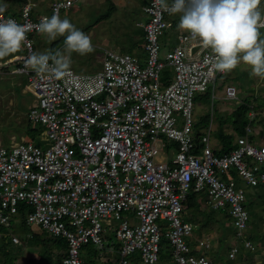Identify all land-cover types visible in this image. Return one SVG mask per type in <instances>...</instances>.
<instances>
[{"label":"built area","instance_id":"obj_1","mask_svg":"<svg viewBox=\"0 0 264 264\" xmlns=\"http://www.w3.org/2000/svg\"><path fill=\"white\" fill-rule=\"evenodd\" d=\"M74 3L52 0L49 13L36 17L37 1L25 0L19 15L6 10L3 19L34 26ZM144 13L147 20L137 26L145 33V59L105 50L99 71L71 69L70 78L49 81L25 68V59L36 51L33 27L23 53L6 63L15 65L10 73L27 76L40 102L29 108L28 120L41 125L49 141L0 143V225L9 228L20 206L29 207L28 224L66 239L61 264H85L83 246L104 249L106 232L120 242L114 264H160L164 236L172 264H214L190 244L196 225L183 213L192 191L205 193L213 210L228 211L238 239L248 251L256 250L245 239L250 224L245 187L264 188V142L251 139L260 132L250 122L224 154L213 148L212 118L196 135V95L219 89L226 73L209 72L204 61L211 50L187 32L179 33L177 45L162 57L160 39L173 23L154 0H148ZM167 69L172 74L165 80ZM238 93L236 86H224L226 99L237 100L236 105ZM168 142L177 147L166 161L159 156ZM197 247L212 246L197 240ZM238 252L239 244L229 257Z\"/></svg>","mask_w":264,"mask_h":264},{"label":"rangeland","instance_id":"obj_2","mask_svg":"<svg viewBox=\"0 0 264 264\" xmlns=\"http://www.w3.org/2000/svg\"><path fill=\"white\" fill-rule=\"evenodd\" d=\"M74 5L69 8L66 11H63L60 15V17L68 18L70 22H72L75 27L81 31H83L85 34L89 35L91 37L92 45L94 48V51L92 53L87 54L89 58L93 57V61L95 64L98 62L99 59L96 57L99 56L100 58H103L104 50L107 48L106 46H113L112 50L114 49L116 52L119 53H128L131 54L132 51H130L127 38L120 37L122 34L120 31V25L124 24V22L114 23L112 20L102 18V15H104L107 11V8H104V6L101 5H95L94 3H87L84 0H78L74 1ZM1 4H5L2 1H0ZM20 6V5H18ZM38 12L42 11V8L40 4L36 8ZM44 11V10H43ZM46 14L49 12L44 11ZM100 18V19H99ZM107 18H110L109 16ZM103 19V20H102ZM105 19V20H104ZM126 24L129 25V22L126 21ZM126 31V30H125ZM124 31V32H125ZM121 33V34H119ZM32 39L34 41L35 49L38 52H44L47 49H51L52 41H49L46 37L40 35L39 33L32 35ZM63 37H61V41L58 42L55 49H62L63 48ZM163 40L165 43L164 46H162L161 50V56L165 57L167 52L169 51L170 47L175 46L176 41L175 38L172 36H169L168 38L160 39V42ZM161 43V44H162ZM111 48V47H110ZM23 53V50H22ZM18 54V53H16ZM15 55V54H14ZM143 59H145V53L141 54ZM11 57V56H10ZM77 58V62L74 61V58ZM83 57V56H82ZM9 57H6L3 60H0L2 62V66H4V62ZM80 55L73 53L72 54V64L71 69H73L75 72L80 74H86V73H95L101 69V67H90L89 69H83L80 64L81 62ZM84 61V60H83ZM88 61V60H87ZM144 61V60H142ZM93 64V63H92ZM14 68V67H11ZM8 69V68H6ZM2 73L0 72V143L4 146H10V143H21V141H35L38 142V138L41 141V144L43 142L49 141V139L46 137V135H41L39 137L37 129L40 128L38 124H33L32 126H28V112L29 108L31 106H40L39 98L38 96L34 95L33 92L29 89L28 85V79L27 76L24 74H8V72H4L3 68ZM231 76H233L232 83L237 87L239 93H238V100L244 101L249 100L253 102V104L256 106V111L258 112V116L254 118L252 121V125L254 129L259 131L260 133L252 134V141L253 143L259 145L262 142H264V80L258 81L257 84V78L252 77L248 78V81L250 82V85H245L242 81L245 76V74L241 70L238 72L236 69L229 72ZM241 74V76H240ZM236 76V77H235ZM221 80H223L221 78ZM217 97L219 99H208L201 95H196L195 99V117L197 122L201 119L198 115L203 114L206 119L214 120H220L222 118V115L219 112V108L224 105H232V107L235 109L237 107L236 102L237 100H228L225 99L224 93L218 89ZM222 98V99H221ZM202 103L203 106H205L204 110L202 111L201 108H199V104ZM213 107V108H212ZM197 112V115H196ZM253 114V113H251ZM251 118V117H250ZM209 119V120H210ZM227 120H231V116L229 118H226ZM214 123V122H213ZM218 121H216V124ZM180 125V124H179ZM35 128V129H33ZM218 128V127H217ZM216 128V129H217ZM263 128V129H262ZM218 131V130H216ZM232 137L235 138L238 133L235 132V129L233 128V133H231ZM38 136V137H37ZM217 138V136H216ZM216 138H214L213 142V148L214 150L216 147ZM174 144L175 143H171ZM171 145L170 151H168V148H162L161 155L159 156L160 159H165L166 161H169V159L175 157V146ZM245 186V184H243ZM247 191V195L251 193L253 196L257 198L255 200V203H251V196L247 198L246 206L250 212L251 216V226L250 229L247 231L250 234L253 235L255 238L258 246V252H248L245 251V248L243 246V249L241 252H246L248 260H251V262L247 264H264V189L257 188L255 190H252L250 187H245ZM252 190V191H251ZM29 207L25 208L23 210V214H27L29 212ZM210 210V209H209ZM192 216V211L187 212L185 210V213H183V219L190 220ZM113 225H116L117 222L113 220ZM14 236H17L20 241L22 242L21 245L13 244L12 242H6L1 240L0 241V258L2 251H8L6 254L8 258V264H12L15 262L16 264H39L38 257H40L42 251V246L39 247V245L32 244L33 242H30V237L32 238L33 235L39 237L41 240L46 242L47 244L51 241H56L57 237H54L47 233L42 227L35 225V224H26L24 220L18 215L17 221H15V227H14ZM106 239V238H105ZM243 245V244H242ZM109 247H111L109 249ZM120 248V242L116 238L114 232H108L107 233V239L105 240V248L100 249L98 246H90V252L93 253V255L97 254V263L98 264H114L117 261V251ZM113 249V251H112ZM44 250V249H43ZM220 256L215 255L214 259H216L219 263L222 264H235L236 262L233 260H230L228 258V248L225 247L224 243L220 246ZM38 256V257H37ZM241 256H244L242 253L238 255V264L242 262ZM20 258L22 260H20ZM214 261V260H213ZM215 263V262H214Z\"/></svg>","mask_w":264,"mask_h":264},{"label":"clouds","instance_id":"obj_3","mask_svg":"<svg viewBox=\"0 0 264 264\" xmlns=\"http://www.w3.org/2000/svg\"><path fill=\"white\" fill-rule=\"evenodd\" d=\"M261 3L262 0H171V3L154 0V7L159 6L160 11L169 15L180 14L178 30L189 33L191 40L211 50L204 61L210 65V73L231 72L242 63L250 69L252 77L264 79ZM6 10L7 4H0V60L19 53L28 43L27 33L33 27L49 41L64 38L62 49L33 51L25 59V68L42 79L70 78L72 54L85 56L94 51L91 37L58 13L32 26L18 24L11 18L3 19Z\"/></svg>","mask_w":264,"mask_h":264},{"label":"crops","instance_id":"obj_4","mask_svg":"<svg viewBox=\"0 0 264 264\" xmlns=\"http://www.w3.org/2000/svg\"><path fill=\"white\" fill-rule=\"evenodd\" d=\"M0 1L7 4L8 13L12 14V15H19V13L23 7V4L25 2V0H0ZM35 1H37L38 5L40 4V6L42 8L41 12H38L37 10L35 11L36 17L39 16L40 14H44L45 13L44 11L49 12L52 0H35ZM74 1H77V0H74ZM84 1H86L87 3H94L95 2V5H101V6H104V8H107V11L104 15H102V18L105 16L104 17L105 19L112 20V22L115 21L114 23L119 22V24H121V22H124V24L120 25V28H121L120 31L122 33V34L119 33V34H121L120 37L127 38L128 44L130 45L129 49H130V51H132L131 54L136 55L139 58L143 59L141 54L145 53L144 52L145 33H144L143 28L137 26V24L142 23V22L147 20V16L144 13V7L147 5L148 0H84ZM168 1L171 3V0H168ZM78 2H79V0H78ZM18 5H20V6H18ZM261 7L264 8V0H262ZM66 12H67V10H66ZM108 16L110 18H107ZM169 19L172 21L173 26L169 30L166 31V33L161 37V39L168 38L169 36H171V37L173 36L175 38V41H176L175 45H177V42H178L177 36L179 33H182V31H179L177 28V25H178L179 19H180V14L169 15ZM126 21L129 22V25L126 24ZM261 35H262V37H264V30H261ZM59 41H61V37H58L55 41H52L51 49H55V47ZM161 43H162V40H161ZM165 43L166 42H164V40H163L162 46H164ZM106 47L107 48L105 50H112L113 46H106ZM22 50H23V48H22ZM22 50L18 54H15V55L9 57L4 62V66H2L3 64L0 61L1 70L3 68L4 72L9 71L8 74H12V73H10V71L13 69L11 67H15V65L6 64V63L10 62V60H13L14 57L21 55ZM105 50L103 53V58H100L99 56L96 57L97 59H99L98 62H96V64L93 61L91 62V60H93V57L89 58L88 55H85L83 57L80 56V58L82 59L81 60L82 63L80 64V66L83 69H87V68L89 69L90 67H95V65H97V67H102V62L104 59ZM38 51H40V50H38ZM112 51H115V50L113 49ZM76 60H77V58L75 57L74 61H76ZM6 68H8V69H6ZM236 70L238 72L241 70L242 75H243V73L245 74V76H243L244 78L242 79V81L245 85H250V82L248 81V78H251L250 77V69L241 63V65H239L236 68ZM0 72L2 73V71H0ZM240 76H241V74H240ZM256 78H257V83H256V87H257V84L259 83L258 81L264 80V79H261L258 77H256ZM222 79L223 80H221L219 82V84H220L219 90H221L224 93V86L225 85H234L232 83L233 76H231L229 74V72H227L226 75H224L222 77ZM208 92L211 93V99H219L217 97L218 89L213 90V87H211ZM213 96H215V97L213 98ZM224 96H225V94H224ZM224 98L226 99V97H224ZM199 108H201L203 111L205 106H203V104L200 103ZM235 109H236V107H235ZM235 109L232 107V105L224 104L219 108V112L222 115V118H229ZM196 115H197V112H196ZM198 116L202 118L203 114L198 115ZM216 121H218L217 124H216ZM233 128H234V125L230 122H228L226 124H221V118H220V120L219 119L214 120V123H213V129H214L213 131L214 132L212 135V142H213L214 138H216L215 133L218 134L219 131L223 130L225 133L231 134V133H233ZM216 130H218V131H216ZM215 144H216L217 148H219L220 145H222V143L220 141V137L217 136ZM251 189L255 190L257 188L251 187ZM249 196H251V200H252L250 202V204L252 202L255 203L256 202L255 200H257V198L255 196H253L251 193H249V195H247V198ZM214 212H216V213L213 214ZM192 215H193V213H192ZM191 222H193L196 225L193 236L191 237V240H190L191 246L193 247V249L195 251L198 250L197 252L206 253L208 255L209 259H211L212 261L214 260L213 261V263L215 262L214 264H222L221 262L219 263L216 259H214L215 255L220 256V254H221L220 246L222 245V243H224L225 247L228 248V253H230V251L233 247H238V244L240 243V241L238 240V237L236 235V230L233 227L231 217H230L228 211L213 210L206 203V200L203 203V206L201 209V214H197V220H195V221L191 220ZM197 240H207L211 244L212 247L210 249L199 250V248L197 247ZM253 242L256 246V250L255 251H248V252H258V248H257L258 244H257L256 240H254ZM21 244H22V242H20V244H16V245H21ZM118 250H116L117 251L116 252L117 258H118ZM112 251H113V249H112ZM245 251H247V250L245 249ZM56 252H58V251H56ZM241 253L244 256L240 257L242 259V262H240V264H247V263L251 262V260H248L247 258H245L247 256L246 252H244V253L241 252ZM238 255L239 254L237 253L234 258H230L229 256H228V258L230 260H233V262L235 261L236 262L235 264H238V261H236V260H238ZM40 258L41 257H38V262H39ZM20 260H22V259L20 258ZM39 264H49V262H39ZM160 264H172V259L170 258V255L166 256V260H164V261L161 260Z\"/></svg>","mask_w":264,"mask_h":264},{"label":"trees","instance_id":"obj_5","mask_svg":"<svg viewBox=\"0 0 264 264\" xmlns=\"http://www.w3.org/2000/svg\"><path fill=\"white\" fill-rule=\"evenodd\" d=\"M171 74H172L171 70L167 69L163 75V79H165V80L169 79ZM200 95L205 97V98H208V99L211 98L210 92H206V93L200 94ZM250 113H254L253 119H252ZM257 116H258V112L256 111V106L253 104V102H251L247 99V100L241 101L237 105L236 109L231 114V120L230 121L227 120L226 118H221V124H226V123L230 122L234 125V129H235V131H237L238 135H244L246 133V127L248 126V124L250 122H252L254 120V118ZM209 119H206L205 116H203L199 120V122L196 126V129H195L197 136L201 135L202 130L208 126V124L210 122ZM27 125L30 127L33 124L28 120ZM39 126H41V125H39ZM33 129H35V128H33ZM37 132H38L37 135H39V137H40L43 133L42 126L37 129ZM215 135L220 137V141L223 145L222 149H220V148L215 149L216 154H224V153H227L233 149V140L234 139H233L231 134L225 133L223 130H221V131H219L218 134L215 133ZM251 138H252V135H251ZM37 143L41 144V141L39 140V138H38ZM171 143H173V142H168V144H167L168 148H172L171 145H174ZM174 146H175V148L177 147L176 145H174ZM255 188L264 189L261 186L255 187ZM205 200H206L205 193H196V192L192 191L189 194L187 201H186V211L187 212L192 211L193 215L191 216L190 220H186V219H184V220L185 221L197 220V214H201V209H202V206H203V203ZM206 203H207V201H206ZM23 210H25L24 206H20V210H19L18 215L24 220V222L26 224H28L27 223V215L22 213ZM184 213H185V211H184ZM215 213L216 212H214L213 214H215ZM17 216L12 221V224L9 228L3 227L0 225V232L5 233L3 237H0V241L3 240L6 242H12L13 243L12 238L9 234L10 233L13 234V232H14L15 221H17ZM249 223L250 224H249L248 230L250 229V226H251V216H250V222ZM245 236H246L245 239H250L252 241L255 240L253 235L250 234L249 232H246ZM54 237L55 236H53V238ZM104 238L107 239V232L104 233ZM29 239H30V242H33L32 244H34V242H36L35 244L39 245V247H41V246L43 247L42 251H40V253H41L40 257L41 258L39 259V262H49V264H61V260H62L63 256L65 255L66 250L68 248V243H67L66 239L57 237L56 241L55 240L51 241L48 244L35 235H33L32 238L30 237ZM238 240L240 241L238 254H240L244 245H242V242L240 239H238ZM161 245H162V251L160 254L161 260L162 261L166 260V256H168V255H170V258L172 259L171 246L169 244V241L165 238V236L163 237ZM90 246H92V244H87V245L83 246L84 262H85V264H98L97 263V258H98L97 254L95 253L93 255V253L89 251ZM0 249H1V247H0ZM56 251H58V252H56ZM7 253H8L7 249H6V251H2L1 258H0V264H8L9 263L8 258L6 256ZM12 264H16V263L13 262Z\"/></svg>","mask_w":264,"mask_h":264}]
</instances>
